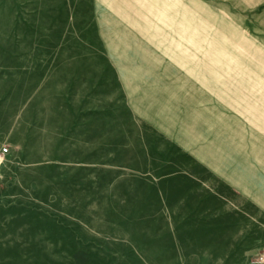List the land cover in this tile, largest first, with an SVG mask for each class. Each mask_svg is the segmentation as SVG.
Returning <instances> with one entry per match:
<instances>
[{"label": "rangeland", "instance_id": "rangeland-1", "mask_svg": "<svg viewBox=\"0 0 264 264\" xmlns=\"http://www.w3.org/2000/svg\"><path fill=\"white\" fill-rule=\"evenodd\" d=\"M0 264H264V0H0Z\"/></svg>", "mask_w": 264, "mask_h": 264}, {"label": "built area", "instance_id": "built-area-1", "mask_svg": "<svg viewBox=\"0 0 264 264\" xmlns=\"http://www.w3.org/2000/svg\"><path fill=\"white\" fill-rule=\"evenodd\" d=\"M6 152H8V148L7 147L3 148L2 155H5Z\"/></svg>", "mask_w": 264, "mask_h": 264}]
</instances>
